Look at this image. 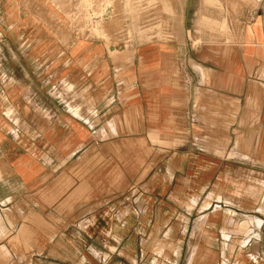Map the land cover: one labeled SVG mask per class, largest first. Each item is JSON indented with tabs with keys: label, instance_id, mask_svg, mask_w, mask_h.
<instances>
[{
	"label": "crops",
	"instance_id": "0c3cea01",
	"mask_svg": "<svg viewBox=\"0 0 264 264\" xmlns=\"http://www.w3.org/2000/svg\"><path fill=\"white\" fill-rule=\"evenodd\" d=\"M206 3L156 29L115 0L113 33L72 40L70 0H0V264H264V0L222 42L141 43L184 41Z\"/></svg>",
	"mask_w": 264,
	"mask_h": 264
},
{
	"label": "rangeland",
	"instance_id": "374dc122",
	"mask_svg": "<svg viewBox=\"0 0 264 264\" xmlns=\"http://www.w3.org/2000/svg\"><path fill=\"white\" fill-rule=\"evenodd\" d=\"M150 1H152L154 3V7H155V17L154 18H155V20H154L153 24L148 25V27H155L156 29L163 28V25L161 24L160 20L162 17L169 16L171 14L170 9H168L169 6L167 7V5L171 4L173 0H150ZM215 1H216V3L213 4L211 1L207 0V3L205 4L206 6L210 7L214 11V16H215L214 20H212V18H209V19L201 18L199 20L196 19L197 21L194 20V27L186 34L184 41L174 42L171 39L170 35H165V36L164 35H156V36L143 37V40L141 41V43H143V42H145V43L154 42V43H162V44H166V45H168L170 43L171 44L175 43V44L190 45V47L192 49L199 50L201 48L209 46L208 44L211 43L212 41L222 42L223 39L226 40L229 37L232 30L237 31V29H231L230 26L234 23V21H233V19L235 18L234 15H237V11H238L237 2L238 1L243 2L244 0H236V4L233 3L234 0H215ZM164 3L166 4V7H167L166 9H165V6H163ZM211 15H213L211 12L206 14V16H209V17ZM221 18H225V19H221ZM120 23H121V16L120 15L117 16V14L114 13L113 16L111 17V19H109L108 21H105L104 23H101V25H99V29L104 28L107 31V33H113L114 30L119 26ZM145 26H147V24H145ZM237 33L238 32H236V34ZM95 38L101 39L106 45H110V46L116 45L118 47H121V45H122L121 43H124V40L120 36L102 35V36H96ZM71 39H72V37H71ZM213 39H215V40H213ZM25 40L26 39H17V38L8 39V41H10V42L11 41L12 42L17 41L19 43H21V42L23 43ZM60 41L67 44L69 42V38L68 37H61ZM0 54L2 55V53H0ZM111 57H113L115 59L116 55L111 54ZM114 70H115V73H118V72H120L121 69L115 68ZM6 73L7 72L5 70V67L3 66L2 63H0V74H6ZM113 87L116 90V85ZM29 88L39 89V84L32 85ZM60 88L61 89H59V90L65 92V93L71 92L74 89L73 85L69 86V85H65V84H61ZM117 88H119L120 92L123 91V85L120 84V85H118ZM7 116L15 124L19 123L17 117L11 115V113H9ZM235 146L239 150L242 146V144L239 142L238 138H237V142H236ZM21 261L17 259V260H15V263L17 262V264H21L20 263ZM15 263H12V264H15Z\"/></svg>",
	"mask_w": 264,
	"mask_h": 264
},
{
	"label": "built area",
	"instance_id": "2783aa9c",
	"mask_svg": "<svg viewBox=\"0 0 264 264\" xmlns=\"http://www.w3.org/2000/svg\"><path fill=\"white\" fill-rule=\"evenodd\" d=\"M67 16L70 34L74 40L88 36L115 13V0H70Z\"/></svg>",
	"mask_w": 264,
	"mask_h": 264
}]
</instances>
